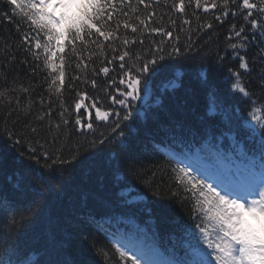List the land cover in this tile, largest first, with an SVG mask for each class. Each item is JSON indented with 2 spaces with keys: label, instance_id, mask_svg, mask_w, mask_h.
<instances>
[{
  "label": "snow or ice",
  "instance_id": "1",
  "mask_svg": "<svg viewBox=\"0 0 264 264\" xmlns=\"http://www.w3.org/2000/svg\"><path fill=\"white\" fill-rule=\"evenodd\" d=\"M121 2L131 7L129 0ZM230 2L233 6L242 8L243 11L239 13L241 18L250 28L256 30L248 33L244 27L237 28L235 24L229 22L226 38L227 48L231 49V52L221 54L224 50H219L213 54L200 55L207 48L208 37L214 30L211 22L200 25L194 34L187 36L189 43L183 46L179 42L173 44L170 52L157 46L154 49L155 54L152 55L130 54L126 46L135 41L124 38L125 49L113 55L108 61L109 64L118 62L120 70L118 81L110 79V83L116 85L114 91L118 95L108 97L111 104L117 105L119 110H102L95 101L91 104V108L95 109V119L105 122L110 131L97 136L93 130L92 119L82 122L80 118H76L77 132L84 134L86 129L93 134L94 138L87 144L88 151L84 152L82 148L75 149L69 157H57L51 164H45L49 169L53 165L75 167L85 161L103 164L106 171L97 174L95 191L85 193L86 210L81 213L83 218L75 219L74 224L79 230L88 228L102 230L106 226H115L117 230L125 228L129 234L123 240H117L116 247L123 264H264V123L259 124L260 141L249 149L251 156L244 154L239 166L227 155L222 157L230 162L235 171L229 172L225 168L213 165L210 169H205L211 173L206 179H198L193 175L192 163H185L188 157L184 154V148L192 144L202 146L203 143L211 142H217L219 147V142L225 135L233 139L242 132L238 123L240 117L229 102V97L219 93L212 79L213 74L223 72V62L227 56L235 57L244 73L254 77L255 86L264 90V31H262L264 19L258 20L253 15L254 12L258 15L264 14V0H259V6L252 0H239V3L237 0H223L222 5H218L215 0L204 5L201 4V0H195V6L202 7L205 13L219 7L220 14L214 16V20L217 25H224L230 14ZM6 3L9 7L0 9V19L11 17V9L14 8L19 10L27 21L24 26L26 31L21 32L19 27L17 28L19 46L12 41L11 36L2 37L3 43L0 44V48L7 54L4 59L9 70H13V65H18L19 71L34 76L36 68L41 65L33 66V62L41 61L42 65L55 74L48 85L50 91L54 87L55 91L60 93L65 84V60L60 55L66 47L65 40L75 55L77 43L85 44L86 36L91 38L95 35L104 41L116 39L115 33L109 30L113 13L117 8L115 0H6ZM138 3L145 8L148 7L145 0H138ZM173 7L177 12L184 13L185 0H178ZM55 9L63 11L57 13ZM153 15L155 14H150L148 19L150 20ZM232 15L236 16L237 13ZM184 23L189 24L190 21L185 20ZM139 24L145 28L148 26L144 19H140ZM123 28H131L133 33L137 32V26L128 22H124ZM152 31L169 39L173 37L172 31H164L159 27ZM201 32L205 34L203 47L199 43ZM193 35L196 36V40H193ZM237 40L239 43L235 42ZM98 47L103 48L104 45L98 44ZM19 50L24 52L23 59H19L15 54ZM241 50L244 52L243 55ZM113 51L116 52L115 49ZM193 51L200 56V71L193 73L191 69H186L183 73L175 72L177 79L180 77L188 79L187 86L183 87L185 99L175 105V110L165 108L163 114L160 111H149L151 106L144 98H151L154 86L169 77L174 72L176 64H187L194 60L195 56L188 55ZM133 55L135 62L126 65V58L132 59ZM99 71L107 77L110 68L104 66ZM228 77L230 88L234 87L237 93L246 98V103H251L252 96L240 83L241 72L230 70ZM91 84L95 87L96 81L93 79ZM120 85H123L122 89ZM181 87V84L176 85L177 90ZM20 90L28 93L32 91V86ZM197 90L203 92L209 100L204 114L190 107L187 99V97L194 99ZM4 95V92H0V97ZM85 99L86 96L81 94L79 101L74 104L77 113L85 106ZM138 101L142 102L141 107L145 109L143 116L139 109L134 107ZM16 103L17 107L8 113L9 120L15 119L16 123L23 120L27 123L31 119L30 112L20 109L19 102ZM44 103L41 98L40 105L43 106ZM66 111L67 109H64L59 113L61 121L54 125L55 129L60 130L70 124L68 119H63ZM51 112L49 106L43 115L37 114L36 119L43 121L45 117L51 116ZM110 119L111 123L108 124ZM149 122L155 125L154 131L150 130ZM15 126L14 123L13 127ZM51 127L53 126L49 125L50 129ZM29 130L33 134L38 131L36 127L30 125ZM6 134L12 138L14 144H20L21 141L15 139V132L6 128ZM35 153L36 149H32L29 159L34 158ZM142 153L167 156L176 162L177 167L173 172L177 173L180 183L185 185L187 191L198 199L200 211L206 217V224L202 222L196 226L206 247L201 244L195 230L180 218L153 216L150 207L152 201L146 199L149 189H145L143 195H133L137 190L131 181L138 175L136 162L138 155ZM257 154L259 160L255 159ZM44 158L47 159V153H44ZM90 174L91 169L86 170L85 175ZM111 174H115L117 180L127 182L128 186L121 188L119 192H113L107 184V177ZM8 179L11 182L12 178ZM207 179H212L213 183H208ZM11 191L15 195L24 196L28 200V207L36 203L38 193L30 191L26 184H22V178L16 179ZM170 195L175 199L174 193ZM7 196L3 185H0V197L6 200ZM151 196L163 198L164 194L153 188ZM141 200L145 201L143 205L140 204ZM88 201L91 202L90 206ZM3 202L0 200V203ZM8 207H15V202L10 205L5 203L3 210L6 211ZM246 217H251L255 223ZM169 226L173 231H179L187 240L186 247L182 243L179 249L172 251L160 249L159 230ZM138 234L143 239L137 243L135 241ZM149 240L152 242H148ZM0 264H76V262L66 259L62 239L57 233H50L39 258L30 246L20 243L18 239H5L3 245H0Z\"/></svg>",
  "mask_w": 264,
  "mask_h": 264
},
{
  "label": "trees",
  "instance_id": "2",
  "mask_svg": "<svg viewBox=\"0 0 264 264\" xmlns=\"http://www.w3.org/2000/svg\"><path fill=\"white\" fill-rule=\"evenodd\" d=\"M129 2L131 7L122 3L121 0H115L117 8L113 13L109 30L115 33L116 39L104 41L103 38H98L95 35L91 38L86 36L85 44L77 43L75 55L67 46V40L64 41L66 47L60 55L65 60V84L60 93H57L54 87L51 91L49 90L48 85L55 74L42 65L41 61L33 62V66L41 65L36 68L34 76L31 73L26 74L19 71L18 65H13V70L10 71L4 59L7 54L0 48V66H2L0 67V92L5 93L3 97H0V185H3L8 194L6 200L0 197V200L4 201L0 203V245H3L5 239H18L20 243L30 246L39 258L50 233H57L62 239L66 259L70 262L75 261L76 264H123L115 250L106 243L103 230L96 228L79 230L74 224L75 219L83 218L81 213L86 210L85 193L95 191L97 174L106 171L103 164L97 161H85L75 167L53 165L51 169L45 167V164H51L52 160L57 157H69L75 149L82 148L84 152L88 151L87 144L89 140L94 138L93 134L87 132L86 129L84 134L77 132L76 118H80L82 122L92 119L93 130L97 136L100 133L107 134L110 131L105 122L95 119V109L91 108V104L95 101L102 110H119L117 105L111 104L108 97L109 95H118L114 91L116 85L111 84L110 79L118 81L120 70L118 62L109 64L108 61L113 55L125 49L124 38L135 41V43L126 46L130 54L152 55L155 54L154 49L157 46L165 49L166 52H170L173 44L179 42L183 46L189 43L187 36L194 34L200 25L211 22L214 25V30L208 37L207 48L200 54L207 55L219 50H224L221 54L231 52V49L227 48L228 41L226 38L230 23L235 24L237 28L244 27L248 33L256 31L241 18L239 13L243 11L242 8L233 6L231 2L229 3L230 14L224 25H217L214 20V16L220 14L219 7L210 9L208 13H205L202 7L197 8L195 6V0H191V2L185 0L184 13L177 12L173 7L175 3H178V0H145L148 5L147 8L140 5L138 0H129ZM212 2L213 0H201L202 5ZM215 2L222 5L223 0H215ZM252 2L259 6V0H252ZM8 7L6 0H0V9H8ZM11 12V17L0 19V44L3 43L2 37L9 35L12 41L19 46L20 38L17 28L19 27L21 32L26 31L24 26L27 21L19 10L12 8ZM153 13L155 15L149 20L148 17ZM232 13H237V15L233 16ZM253 15L258 20L264 19V14L258 15L254 12ZM140 19L146 21L147 28L139 24ZM185 20L190 21V23L185 24ZM124 22L137 26V32L133 33L131 28L124 29ZM117 25H119L118 29ZM157 27L164 31H172L173 37L169 39L162 34L153 32L152 29ZM204 36V32H201L199 43L202 47L204 46ZM193 40H196L195 35H193ZM235 42L239 43V40ZM98 44H103L104 47L100 48ZM15 54L19 59L24 58L22 50L16 51ZM243 54L244 52L241 50V55ZM135 55L132 59L126 58V65L135 62ZM188 55L196 58L187 64H176L174 72L154 86L151 98H144L147 104L151 106L149 111H160L163 114V109L175 110V105L185 99L183 87L187 86L188 79L187 77L177 79L175 72L183 73L186 72V69H191L193 73H198L201 67L200 56L196 55L195 51L188 53ZM56 59L59 62L58 58ZM223 63V72L213 74L212 79L219 93L229 97V102L240 117L238 123L241 125L242 132L233 139L225 135L223 140L219 142V147L217 142H211L203 143L202 146L201 144H192L190 147L184 148V154L188 157L185 160L187 163L194 164L200 156L219 163L224 160L222 158L224 155L230 157L232 161H239L240 163L245 153L251 156L249 149L254 143L258 144L260 141L261 128L259 124L264 123V90L255 86L254 77H249L244 73L235 57L229 55ZM104 66L110 68L107 77L99 71ZM230 70L241 72L240 83L246 87V91L252 96L251 103H246V98L237 93L234 87L230 88L228 82ZM93 79L96 81L95 87L91 84ZM194 79L195 76L193 75ZM177 84L182 85L179 90L176 88ZM29 85L32 86V91L24 93L20 90L29 87ZM192 86L195 87L194 84ZM119 87L122 89L123 85ZM232 93H236V95H232ZM81 94L86 96L85 106L77 113L74 104L79 101ZM173 95H175V99H173ZM41 98L45 101L43 106L40 105ZM187 99L190 107L201 114L206 113L209 100L203 92L197 90L194 99L192 97H187ZM17 101L20 109L27 110L31 114V119L27 123L23 120L19 123H16L15 119L9 120L8 113L17 107ZM158 101L159 103H157ZM141 103V101L136 102L134 107L139 109L141 116H143L145 109L141 107ZM49 106L52 110L51 116L45 117L43 121L37 120V114L43 115ZM64 109L67 111L63 119H68L70 124L57 130L54 125L60 123L59 113ZM254 116L256 119H253ZM14 123L16 124L15 127H13ZM107 123L110 124L111 119ZM29 125L37 128L36 134L30 132ZM49 125L53 127L50 129ZM249 125L253 127H249ZM6 128L16 133L15 139H19L20 144H14L12 138L6 134ZM149 128L154 131L155 125L149 122ZM32 149H36L35 157L29 159L32 155ZM44 153H47V159L44 158ZM217 153H219V158H217ZM255 159L259 160L258 154ZM137 161L138 175L131 181L137 190L133 192V195H143L145 189H149L146 199L152 201L150 207L153 216L180 218L195 230L201 244L206 247L203 237L199 233V228L196 227L202 222L206 224V217L200 211L198 199L187 191L185 185L180 183L177 173L173 172V169L177 167L176 162L167 156L147 153L139 154ZM132 162L129 161V163ZM88 169H91V174L85 175ZM9 177L12 178L11 182ZM18 177L22 178V184H26L30 191L38 193L36 203L30 207L27 206L28 200L24 196L15 195L11 191ZM107 184L113 192H119L121 188L128 186L127 182L117 180L115 174L108 175ZM153 188L163 192L164 197H152L151 189ZM171 193L175 194V199L170 195ZM13 201L15 207H8L6 211L3 210L5 203L10 205ZM87 203L90 206L91 202L88 201ZM144 203V200L140 201L141 205ZM105 230L118 232L115 226H106ZM119 231L125 237L129 234L123 227ZM141 239L143 237L138 234L136 241ZM184 241L187 242L181 233L173 231L170 226L159 230L158 244L162 251L167 250L170 245L174 249H179ZM148 242L152 241L149 240ZM209 251L212 250L209 249Z\"/></svg>",
  "mask_w": 264,
  "mask_h": 264
},
{
  "label": "rangeland",
  "instance_id": "3",
  "mask_svg": "<svg viewBox=\"0 0 264 264\" xmlns=\"http://www.w3.org/2000/svg\"><path fill=\"white\" fill-rule=\"evenodd\" d=\"M247 218V217H246Z\"/></svg>",
  "mask_w": 264,
  "mask_h": 264
}]
</instances>
